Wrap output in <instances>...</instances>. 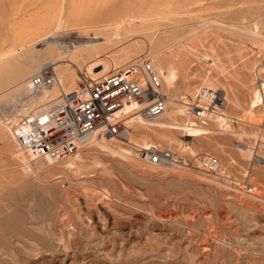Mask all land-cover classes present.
I'll list each match as a JSON object with an SVG mask.
<instances>
[{
  "label": "rangeland",
  "instance_id": "1",
  "mask_svg": "<svg viewBox=\"0 0 264 264\" xmlns=\"http://www.w3.org/2000/svg\"><path fill=\"white\" fill-rule=\"evenodd\" d=\"M37 1L0 0V54L12 51L21 38L26 41L19 54L0 59V93L52 64V48L66 54L60 46L33 41L37 34L26 30L48 10L69 11L72 0ZM79 1L81 6L99 7L100 20H111L137 0ZM145 3V11L154 4L182 15L173 17L176 25L167 19L151 20L148 28L135 23L142 30L138 35L122 29L121 40L100 43L96 50L109 54L98 59L110 67L106 74L140 56L158 63L161 56L172 55L178 72L176 92L192 102L207 78L230 98L220 111L229 115L230 127H220L214 117L218 113H211L206 115L209 132L198 137L185 130L174 132L191 148L153 139L185 155L190 162L186 166L143 160L137 146L124 144L132 150L124 156L91 141L78 151V168L63 169L75 155L59 162L50 158L53 167L42 168L35 152L19 151L7 125L19 93L29 92L13 87L0 95V264H264V102L254 113L248 109L255 90L261 89L264 99V0ZM56 38L55 44L82 39L70 31ZM135 43L140 44L130 57H123ZM87 58L76 69L79 83L85 74L106 75L95 73ZM128 119L127 130L135 132ZM116 138L112 141L120 143ZM202 153L220 158L221 175L198 167L196 158ZM249 180L257 185L255 193L244 189Z\"/></svg>",
  "mask_w": 264,
  "mask_h": 264
},
{
  "label": "bare ground",
  "instance_id": "2",
  "mask_svg": "<svg viewBox=\"0 0 264 264\" xmlns=\"http://www.w3.org/2000/svg\"><path fill=\"white\" fill-rule=\"evenodd\" d=\"M32 1L38 3L37 0H32ZM88 1H90V0H87V2ZM81 2L82 1H79V0H72V4H71V5H73L72 7L69 3V5L71 7V8H69L70 10L67 12H65V11L64 12L61 11L59 13L55 12L56 13L55 17L52 16V13L53 14H55V13L54 12L50 13V10H48L46 12L45 17L40 16L37 19V22H35L36 26H34V27L29 26V28L26 30L29 32L28 35H31V32H32V34L33 33L37 34L36 37L33 38V41H35V42L45 41V43H47L49 45H56L58 48L60 46V48H62V50L66 54H64L62 52H58L56 49H53V48H52V51L50 50L51 54L53 55V60L51 63H52V65L53 64L56 65V67L59 70L57 73L55 67L53 66V68L55 69V74H56L55 75L56 81H55V83H53V85H51V86H37L34 84V82L32 80V76H33L32 75L30 77V79H23L22 81H19L16 85L9 88L10 90H12V89H14L13 87L23 86V88L25 90L29 91V92H27V94H22L23 92L19 93V94H21V97H24L27 99V101L23 103V110L24 111H27V112L28 111H34L36 113H40V111H43L44 109L46 110L49 107L54 106L55 104L60 102L63 99V97H64L63 95L65 93H69L71 91H74L75 89H78L81 86V83H79L77 81V77L80 78V76L78 75L76 69H80L78 67L81 64V60L85 58V61H86V58L88 56H91L94 59L95 58L97 59L96 61L90 60L91 62H89L88 58H87L88 62H86L87 64L92 65V69L94 70V72L98 73V74L103 73V75H104V73L106 74V72L108 70H110V67L108 65L104 64L103 62L98 61V59H100L104 56L109 57V54H107V53L101 54L100 53L101 50L99 52L98 50H96V48L99 45H102L100 43H103V45L104 44L109 45L116 39L121 40V38H122L121 33L122 32H120V31H122V29L127 30L128 33L130 32V35H138L139 32H141L142 30L140 31V29H137L138 27H137V25H135V23L140 22L141 24H147V25H145V27H147V26L150 27L149 23L151 20L155 21L156 19L157 20L158 19H167V20L171 21L170 25H171V23L176 25L175 23H178V22L175 21L173 19V17L182 15L181 14L182 12L177 10V9L173 10V9L167 8V7H166V9H164V8L160 9V8H157V6L154 4L151 5L149 10L145 11L144 10L145 5H146L145 0H137V1H134V3L130 0L129 2H130V4L132 2V4L131 5L127 4V6L124 5L122 10L118 14V17H116L115 19H111V20H108L105 18L100 20L99 14L101 12V9L99 7H95V5L92 8L85 6V5L81 6L80 5ZM84 4H86V3H84ZM46 8L50 9L49 5H47ZM60 10H62V9H60ZM0 17H1V19L4 18L3 15L1 14V12H0ZM141 24H140V26H141ZM134 25L137 28H135ZM141 28H143V26H141ZM98 29L106 30V32H102V31L98 32L97 31ZM64 31H70V32L78 33V37H82V39H80V40L78 39V42L72 41L74 43V46L68 45L67 42L64 44H62V43L61 44L60 43L55 44V41L58 40L56 38V34H60L61 32H64ZM148 31L150 32V29ZM191 31H193V30H191ZM35 32H37V33H35ZM127 32H125V33L128 34ZM194 34H195V32H194ZM123 38H125V37L123 36ZM99 39H102V41L98 42ZM139 44L135 43L132 45V47L126 48L123 51L122 56L123 57H130L131 50L135 49L134 47L139 46ZM25 47H26V41H25V39L21 38V42L19 41L16 44H14V49L13 50L11 49L12 51L4 53V54L1 53L3 55L0 54V59H2L4 56H8L11 54L15 55L19 49H23ZM18 54H19V52H18ZM18 54H17V56H18ZM85 55H88V56L84 57ZM171 56H169V57L161 56L158 63H156L154 60L161 76L163 77L162 79H164V81H165L164 90L168 94L167 108L162 115L158 116V117L163 116V118L155 120V121H149L148 119H146L145 116H143L142 112L136 111L135 108H136L137 104L132 103V104L126 106L125 108H123L119 112L120 114H124V118H129L128 121L134 123V125L136 126L135 132H133V131L131 132V131L127 130V136L125 137V138H127V140H122L120 138L118 139V138H116L117 136H111V137L106 136V137L100 138V136H98L96 133H93L89 136H85L82 139V143H83L82 146L85 143H89L91 141H97L104 148H110L113 151L119 152L124 156H129L130 154H132V150L129 147L124 146V144L148 148V147L156 144V143H153L154 138H163L165 140H169L172 142H178L180 145V148L184 147V146L186 148H189L190 146L183 143L180 139H178L175 136L174 132L176 130L177 131L178 130L179 131L185 130L187 132V135H191L194 137H198V136L210 131V127L208 126L209 124L207 122H204L203 120H201L199 118L200 114L197 112L198 109L194 110V106H196V104L198 103L199 104L198 106H201L202 108H204L203 113L205 115L211 114L210 113L211 111L206 109L207 105L204 103V99H205L206 95L203 93L200 94V91L203 87L204 88H213L214 86L212 85V83L208 82L207 78H206V80L204 79L205 81L201 78L204 81L203 83L205 86H202L200 89H198V91L195 95V99L192 102L188 101L187 99H184L185 97L183 95H182L183 96L182 97L180 94H178L176 92L177 91L176 86H177V80H178V72L176 69L175 60ZM137 58H149V57L140 56ZM134 59H136V58H134ZM211 59L209 58V60H211ZM215 63H216V61L213 60V62L211 61L210 64L213 65ZM215 66H217V65H215ZM42 67L40 68V70L42 69ZM100 67H101V69H98ZM70 68L73 71H71ZM74 69H75V71H74ZM40 70H38L37 72H39ZM220 70H223V69H220ZM87 73H88V71H87ZM86 77H88V76H86ZM92 78L96 79L97 77H95V78L92 77ZM83 80H86V79H83ZM80 81H81V78H80ZM263 84H264V82H263ZM9 89L7 88V90H9ZM24 89H23V91H24ZM260 90L259 89L255 90L256 93H255V95L253 94L254 99L253 100L251 99L252 102L249 105L250 108H248V109H250L249 111H251L253 113H254L253 110L258 108L260 106V104L264 102L263 95H262L263 93H261ZM5 91L1 92L0 95H4V94L9 92V91L5 92ZM198 95H201L202 101L197 100ZM225 95H226L227 100H229L230 98H228V94L226 92H225ZM32 100L36 104L35 103L33 104ZM36 101L39 102L40 104L37 103ZM235 101H236V98H235ZM228 102H230V101H228ZM232 102H234V101H232ZM35 105H39V106H35ZM228 105H229V103H228ZM195 116L200 121H198V119L196 120ZM10 117L11 116L7 115L6 120L8 121V118H10ZM158 117H154V118H158ZM214 117L217 118L216 120H218L219 125H221L220 127L225 128V130L230 127L229 115L227 114L225 109L223 110V112H219L218 114H216V116L214 115ZM7 125H9L8 122H7ZM10 132H11V130H10ZM11 135L13 136L14 140L17 142V139L15 138L14 134L11 133ZM115 138L118 139V142H120V143H117L116 140H115V142H113L112 140ZM17 144H18V142H17ZM18 146H19V144H18ZM19 151L22 154H27V153L23 152L20 149V147H19ZM31 153H34V152H31ZM35 153L37 154V162L42 168H48L52 164H54L55 162L60 161V160H55L52 157L47 156V155H39L37 152H35ZM30 154H28V155H30ZM208 154H211V153H208ZM46 156H47V158H46ZM75 156L78 158L76 159V157H74L73 160L71 159V160L67 161V163H65L64 167L62 164L64 171L67 172L68 170H73L74 168L79 167L80 162L78 159H79L80 153L78 152L77 155H75ZM50 158L52 160H54L55 162L51 163L52 160ZM184 166H186V165H184ZM51 167H53V166H51ZM83 167H85V164ZM198 167H199V165H198ZM58 169H60V168H58Z\"/></svg>",
  "mask_w": 264,
  "mask_h": 264
},
{
  "label": "built area",
  "instance_id": "3",
  "mask_svg": "<svg viewBox=\"0 0 264 264\" xmlns=\"http://www.w3.org/2000/svg\"><path fill=\"white\" fill-rule=\"evenodd\" d=\"M67 44L74 46L72 41ZM55 75L53 65L45 64L33 74L32 80L37 86H51L56 81ZM84 79L78 89L65 93L60 102L40 113L24 111L23 103L27 101L24 97L13 104L7 114L11 116L8 118L9 129L23 152H37L55 160H64L76 155L83 147L82 139L93 133L100 137L125 138L128 126L124 114L119 112L126 106L136 103V111L150 118L162 115L167 108L168 94L152 58H136L100 78ZM202 93L206 95V109L212 114L219 113L228 104L224 91L203 87ZM197 100L202 101L201 95ZM198 105L194 110L198 109L199 118L207 122L204 108ZM138 151L140 158L151 163L172 166L190 163L185 155L160 144L140 147ZM196 160L202 170L221 175L218 156L202 153ZM244 189L255 193L256 185L249 180Z\"/></svg>",
  "mask_w": 264,
  "mask_h": 264
}]
</instances>
